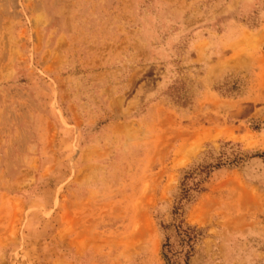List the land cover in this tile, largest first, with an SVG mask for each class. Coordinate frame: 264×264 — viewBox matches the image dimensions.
I'll use <instances>...</instances> for the list:
<instances>
[{
  "label": "rangeland",
  "instance_id": "1",
  "mask_svg": "<svg viewBox=\"0 0 264 264\" xmlns=\"http://www.w3.org/2000/svg\"><path fill=\"white\" fill-rule=\"evenodd\" d=\"M0 264H264V0H0Z\"/></svg>",
  "mask_w": 264,
  "mask_h": 264
}]
</instances>
